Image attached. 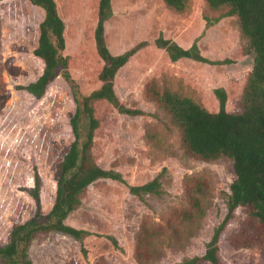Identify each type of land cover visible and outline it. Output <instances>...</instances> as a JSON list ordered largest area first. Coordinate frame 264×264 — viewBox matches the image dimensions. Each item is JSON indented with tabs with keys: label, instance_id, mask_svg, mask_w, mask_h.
Returning <instances> with one entry per match:
<instances>
[{
	"label": "rangeland",
	"instance_id": "1",
	"mask_svg": "<svg viewBox=\"0 0 264 264\" xmlns=\"http://www.w3.org/2000/svg\"><path fill=\"white\" fill-rule=\"evenodd\" d=\"M56 1L66 26L67 47L61 51L66 68L42 100L20 88L44 70L34 54L44 12L29 0H4L0 7V245L10 241L13 227L35 215L31 193L37 174L42 211H51L60 165L74 141V92L88 96L102 84L103 62L94 39L99 0ZM112 9L105 24L110 50L115 55L138 50L118 73L115 90L127 108L142 114L124 115L107 101L96 102L100 128L93 154L123 182L101 179L81 196L66 221L84 232L81 241L55 231L37 233L30 247L34 264H177L203 256L227 215L233 161L190 156L181 130L152 97L150 86L172 90L211 110H217L215 91L222 89L229 110L240 113L255 53L248 49L238 17H223L205 32V17L219 18L228 8L212 10L206 0H188L186 11L178 12L164 0H113ZM160 38L187 48L197 41L211 63L186 58L173 62L157 46ZM156 177L163 186L160 195L141 199L130 192V186ZM196 177L205 179L209 189L194 218L183 221L181 212L191 207L190 180ZM146 229L153 233L151 239L145 240ZM219 255L222 264H264V230L255 233L247 209L239 208L222 233Z\"/></svg>",
	"mask_w": 264,
	"mask_h": 264
},
{
	"label": "trees",
	"instance_id": "2",
	"mask_svg": "<svg viewBox=\"0 0 264 264\" xmlns=\"http://www.w3.org/2000/svg\"><path fill=\"white\" fill-rule=\"evenodd\" d=\"M4 0H0L1 3ZM44 12L40 24L36 57L44 62V70L37 80L20 89L27 91L37 100H42L48 87L55 81L66 61L61 51L67 47L66 26L60 15L56 0H29ZM113 0H99L98 24L94 39L96 51L103 62L99 74L100 88L88 96L74 92L76 110L70 120L74 141L64 156L57 180V191L51 211L45 214L41 206V180L36 175V190L31 195L36 199L37 210L28 221L12 228L10 241L0 245V264H34L30 258V247L34 236L39 232H58L81 241L84 232L66 224L70 214L81 204V196L95 182L111 179L123 182L122 176L100 166L94 158L96 131L100 121L96 115L95 103L107 101L119 113L137 116L142 112L127 108L115 90V81L120 70L127 65L137 49L115 55L106 39V22L112 17ZM178 12H184L188 0H164ZM212 10L228 8L221 17H205V32L223 17L236 16L241 32L248 42V49L255 53L252 72L244 89L242 111L231 112L228 108V94L217 89V110L205 108L189 97L166 89L161 91L152 84L151 95L171 114L174 123L181 130L187 153L203 161H215L227 157L233 161L235 179L230 185L227 200V215L215 230L207 244L203 256L185 259L177 264H222L220 258V238L226 227L234 220L239 208L247 209L251 216V226L255 233L264 230V0H206ZM159 48L165 49L170 59H192L198 62H211L200 52L197 41L189 48L175 41L160 38L156 41ZM66 74V73H65ZM64 74V75H65ZM68 78V75H65ZM216 108V107H215ZM188 198L190 208L181 212V219L189 221L202 207V196L208 191L209 184L203 178L190 180ZM133 195L143 199L144 195H160L163 186L160 177L136 186L129 187ZM145 240L153 237L146 229ZM142 246H145L142 242Z\"/></svg>",
	"mask_w": 264,
	"mask_h": 264
}]
</instances>
